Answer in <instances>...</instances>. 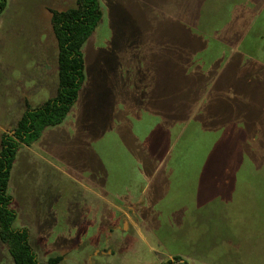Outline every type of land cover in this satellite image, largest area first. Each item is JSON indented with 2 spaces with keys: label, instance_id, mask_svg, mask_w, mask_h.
Returning a JSON list of instances; mask_svg holds the SVG:
<instances>
[{
  "label": "rangeland",
  "instance_id": "obj_1",
  "mask_svg": "<svg viewBox=\"0 0 264 264\" xmlns=\"http://www.w3.org/2000/svg\"><path fill=\"white\" fill-rule=\"evenodd\" d=\"M6 1L16 24L43 25L37 12L61 5ZM224 1L100 0L78 101L11 171L14 227L28 230L40 262L264 264V0H251L263 10L228 47L216 38L232 22ZM201 72L216 78L203 124L173 126V97L188 100ZM0 264H14L1 240Z\"/></svg>",
  "mask_w": 264,
  "mask_h": 264
},
{
  "label": "trees",
  "instance_id": "obj_2",
  "mask_svg": "<svg viewBox=\"0 0 264 264\" xmlns=\"http://www.w3.org/2000/svg\"><path fill=\"white\" fill-rule=\"evenodd\" d=\"M224 2L233 3V7L229 12L230 18L227 20L232 19V22L221 33L216 34V38L220 44L228 47L233 44V41L237 43L242 41L240 40V34H234L240 30V26H245L247 29L244 37L248 33L254 19L251 17L252 20L249 19L248 21L245 18H249L250 14L255 17L263 9L254 10V3L251 0H228ZM5 8L6 0H0V17ZM102 17L103 12L100 0H77L75 8L62 12H52V24L58 43L59 88L57 95L41 107L28 108L16 128L2 136L0 148V240L8 245L9 254L14 264H61L63 260V257L59 255L50 257L46 262L38 260L37 254L33 251L30 244L28 230L14 227L17 213L12 207L13 198L9 194L8 189L11 171L20 148L29 146L37 141L46 129L61 125L78 101L85 81L86 62L83 49L99 26ZM242 20L245 22L243 23ZM235 55H237L238 59L243 57V54ZM233 60L235 59L233 58ZM198 71L200 72V69ZM216 74H218V69ZM248 76H252L255 80L254 74L251 73ZM215 79L214 75L205 79L203 72H201L193 80L195 84L190 89L188 88V100L179 99L178 95L173 97V99H176L175 108L180 105V109L176 110V116L174 117L173 115V126L180 124L182 126V124L189 121L190 124L191 122L200 126L203 124L201 117L203 118L204 105L208 96H206L207 87L209 88L213 82L216 84ZM176 101L179 102L178 107L176 106ZM189 103L191 105L187 106ZM190 107H192L191 110L186 112L185 110L190 109ZM205 125L203 128H206ZM246 127L248 128L247 125ZM159 144L161 146V142ZM162 157L164 158V156ZM158 159L160 163L162 158ZM167 264L187 263L180 256H175Z\"/></svg>",
  "mask_w": 264,
  "mask_h": 264
},
{
  "label": "crops",
  "instance_id": "obj_3",
  "mask_svg": "<svg viewBox=\"0 0 264 264\" xmlns=\"http://www.w3.org/2000/svg\"><path fill=\"white\" fill-rule=\"evenodd\" d=\"M54 1L61 5L44 6L42 14L37 12L43 16V25L33 17L19 24L13 23L12 18L8 22V17L3 14L0 17V50H5L7 54L6 61L0 64V148L2 136L16 128L28 108L41 107L57 95L58 43L52 24V12L66 11L76 6L63 9L62 0ZM21 6L24 4L21 3ZM14 7L20 8V3L13 4ZM23 52L29 56L30 62H22ZM15 69L22 70L19 77H14ZM41 92H48L50 97L40 98ZM57 133L58 130L56 136Z\"/></svg>",
  "mask_w": 264,
  "mask_h": 264
}]
</instances>
